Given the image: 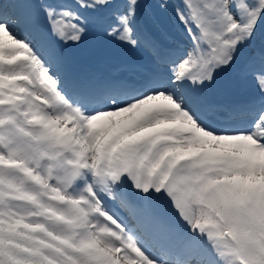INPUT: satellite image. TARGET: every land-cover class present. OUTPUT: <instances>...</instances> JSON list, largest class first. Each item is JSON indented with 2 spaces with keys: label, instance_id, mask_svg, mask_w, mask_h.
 Instances as JSON below:
<instances>
[{
  "label": "snow or ice",
  "instance_id": "obj_1",
  "mask_svg": "<svg viewBox=\"0 0 264 264\" xmlns=\"http://www.w3.org/2000/svg\"><path fill=\"white\" fill-rule=\"evenodd\" d=\"M90 33L150 68L74 70ZM0 264H264V0H0Z\"/></svg>",
  "mask_w": 264,
  "mask_h": 264
},
{
  "label": "rangeland",
  "instance_id": "obj_2",
  "mask_svg": "<svg viewBox=\"0 0 264 264\" xmlns=\"http://www.w3.org/2000/svg\"><path fill=\"white\" fill-rule=\"evenodd\" d=\"M154 3L155 0H150ZM175 6L179 0H170ZM154 20L145 18V24L149 27L154 23L158 26L160 32H167L174 36L170 27V17L172 8L167 13H160L153 9ZM155 34L159 35V32ZM66 55L70 66L81 72H104V73H123L114 69V65H125L134 63V59H139V64H134L136 68H150V61L147 54L140 49H131L116 43L105 41L93 33L85 36L83 42L78 46L69 45L66 49ZM210 92L217 102L232 103L246 99L250 94L255 92V86L250 80L235 77L232 73H222L217 78V82L210 86ZM231 92L238 97L231 100ZM247 94V97L239 99V96Z\"/></svg>",
  "mask_w": 264,
  "mask_h": 264
},
{
  "label": "trees",
  "instance_id": "obj_3",
  "mask_svg": "<svg viewBox=\"0 0 264 264\" xmlns=\"http://www.w3.org/2000/svg\"><path fill=\"white\" fill-rule=\"evenodd\" d=\"M233 96L232 97H234V95H236V94H232Z\"/></svg>",
  "mask_w": 264,
  "mask_h": 264
}]
</instances>
